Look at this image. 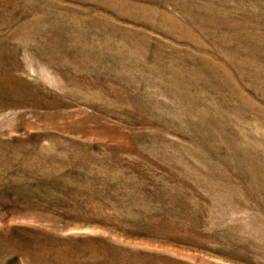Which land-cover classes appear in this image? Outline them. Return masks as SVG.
Listing matches in <instances>:
<instances>
[{
  "label": "rangeland",
  "instance_id": "obj_1",
  "mask_svg": "<svg viewBox=\"0 0 264 264\" xmlns=\"http://www.w3.org/2000/svg\"><path fill=\"white\" fill-rule=\"evenodd\" d=\"M0 264H264V0H0Z\"/></svg>",
  "mask_w": 264,
  "mask_h": 264
}]
</instances>
